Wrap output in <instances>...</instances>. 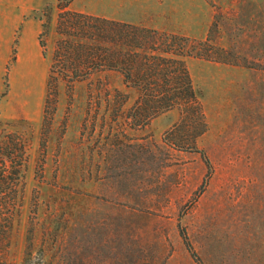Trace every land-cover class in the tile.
Wrapping results in <instances>:
<instances>
[{
    "label": "rangeland",
    "instance_id": "rangeland-1",
    "mask_svg": "<svg viewBox=\"0 0 264 264\" xmlns=\"http://www.w3.org/2000/svg\"><path fill=\"white\" fill-rule=\"evenodd\" d=\"M68 9L207 40L209 55L228 62L186 58L207 128L195 152L166 150L178 110L129 129L138 93L117 72L71 89L61 81L46 100L57 0H0V137L27 145L6 264H22L27 246L26 264H127L130 248L137 261L139 211L164 264H264V0H74Z\"/></svg>",
    "mask_w": 264,
    "mask_h": 264
},
{
    "label": "trees",
    "instance_id": "trees-1",
    "mask_svg": "<svg viewBox=\"0 0 264 264\" xmlns=\"http://www.w3.org/2000/svg\"><path fill=\"white\" fill-rule=\"evenodd\" d=\"M73 1L57 0L59 14L56 31L59 39L55 43L49 67L46 100L51 92L54 95L57 93L61 81L71 89L76 82L85 80L94 72L103 70L117 72L122 76L125 88L134 89L138 93L134 104L125 114L129 129L144 128L160 115L178 110L179 120L173 128L165 132L162 138L163 147L178 152H195L196 140L204 134L207 124L201 95L192 83L186 58L193 57L220 63L228 61L222 57L209 55L211 53L204 48L207 40L195 42L185 36L71 11L68 6ZM40 46L44 48L42 42ZM214 50V54L224 52L219 48ZM115 95H118L120 104L127 101V94L116 91ZM141 146L144 153L149 155L151 147L148 144ZM152 147L159 153L164 149L153 144ZM26 161L25 140L17 133L2 135L0 137V264H6L13 223L19 214ZM138 215L144 220L136 236L140 241L143 255L137 261H132L130 248L127 252L129 259L127 264H164L165 247L152 235L148 224V213L139 211ZM128 228L131 230L130 223ZM180 234L194 257L195 254L185 234L183 232ZM151 245H158V248L148 257L144 254ZM29 256L27 246L22 264H26Z\"/></svg>",
    "mask_w": 264,
    "mask_h": 264
},
{
    "label": "crops",
    "instance_id": "crops-1",
    "mask_svg": "<svg viewBox=\"0 0 264 264\" xmlns=\"http://www.w3.org/2000/svg\"><path fill=\"white\" fill-rule=\"evenodd\" d=\"M119 4L122 5V2L120 1ZM77 12H81V13H85V14H89V15H92L93 14V16H96L97 15L98 17H103V16L107 15L106 13L97 12V11H95V9L94 10L78 9ZM113 15L114 14H112V16ZM103 18H105V17H103ZM113 20L122 22V20L120 18L116 17L115 15H114V19Z\"/></svg>",
    "mask_w": 264,
    "mask_h": 264
}]
</instances>
